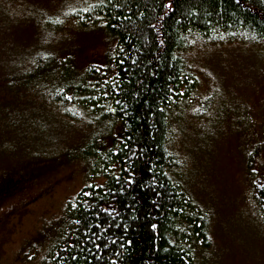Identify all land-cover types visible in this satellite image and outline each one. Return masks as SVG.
<instances>
[{"label": "rangeland", "instance_id": "1", "mask_svg": "<svg viewBox=\"0 0 264 264\" xmlns=\"http://www.w3.org/2000/svg\"><path fill=\"white\" fill-rule=\"evenodd\" d=\"M88 1L0 0V264H47L67 202L110 166L119 128L78 98L110 77L118 39L74 16ZM191 38L199 85L172 109L168 145L209 219L195 264H264V44Z\"/></svg>", "mask_w": 264, "mask_h": 264}, {"label": "trees", "instance_id": "2", "mask_svg": "<svg viewBox=\"0 0 264 264\" xmlns=\"http://www.w3.org/2000/svg\"><path fill=\"white\" fill-rule=\"evenodd\" d=\"M167 5L168 0H95L74 13L85 24L102 22L118 39L116 67L106 81L103 77L95 82L97 88L89 94L93 99L87 103L96 104L99 95L107 109H116L102 108L105 121L119 129L105 157L114 166L104 172V181L86 185L67 202L65 230L60 229L61 238L48 252L47 264H195L197 246L210 243L208 215L182 185L181 162L168 145L172 109L180 100H190L199 85L183 52L192 45V35L226 40L248 35L264 44V0H173L171 8ZM117 87L122 91L116 92ZM105 89L107 97L100 95ZM181 89L183 96L178 95ZM117 173L134 176L135 183L124 194L113 179ZM261 174L252 185L264 209V170ZM152 176L159 181L155 192L146 187ZM157 192L163 193L158 209L153 205ZM107 206L116 213L109 217L101 212L100 221L108 229L104 232L93 227L92 213ZM77 219L82 223L77 225ZM153 222H158L157 230L150 228ZM85 228L97 237L85 240ZM96 243L100 250L93 247Z\"/></svg>", "mask_w": 264, "mask_h": 264}, {"label": "snow or ice", "instance_id": "3", "mask_svg": "<svg viewBox=\"0 0 264 264\" xmlns=\"http://www.w3.org/2000/svg\"><path fill=\"white\" fill-rule=\"evenodd\" d=\"M106 2H107V0H101V3H106ZM237 3H239V0H237ZM172 4H173V0H168V5H167V6H168L169 8L172 7ZM84 11H87V9H84ZM105 23H107V21H105ZM159 43L163 44L164 41H163V40H160ZM119 63H124V61L121 60ZM105 67H107V66H105ZM126 71H127V69H125V72H126ZM116 75H119V73H116ZM107 76H108V74L105 72V74H104L105 81L107 80ZM91 87H93V88H97V85H92ZM114 90H115L116 92H120V91H122V89H120L119 87L115 88ZM170 91H175V90H170ZM100 95H103V96L107 97V96H109L110 94H109V92L105 89V91H103L102 93H100ZM178 95H179V96H183V95H184V91H183V89H181V90L179 91ZM175 98H176L175 96L172 97V99H175ZM68 99L71 100L72 97H71V96H68ZM78 99H83V100H85V101L87 102V101L93 99V97H92L91 95H88V96H84V97H79ZM95 99L97 100V103H96V104H91L90 107H92V108H98V107H99V108H104L105 110H110V111H112V112H115V111H116L115 108L107 109L106 106H105L103 103L100 102L99 95H97V96L95 97ZM160 111H163V107L160 108ZM125 147H127V143H125ZM113 151H114L115 153L119 154L120 149H119V148H114ZM110 166H114V165H110ZM125 171L127 172L126 169H125ZM113 179H114V180L116 181V183L119 185V192H120V194H124L125 191H126V189H127V187H128L129 185H132V184L135 183L134 176L131 175V174H127L125 177L122 178V177L119 175V173H117V174L113 177ZM121 179H123V181H124L123 184L120 183ZM150 179H152V184H151V185H146V187H150V188H152L153 191L155 192V186H157V185L159 184V181L156 180V179L154 178V176L150 177ZM116 191H117V189H115V188L112 189V192H113V193H115ZM87 195L92 196V195H94V194L91 193V192H89V193H87ZM155 195H156L157 199L153 201V205H154L155 208L158 209L159 206H160V205H159V198L163 195V193H162V192H157V193H155ZM129 207H130V206H129ZM88 211L91 212V205L89 206ZM102 211H103V212H107L108 215H109V217H111L113 213H116V209L113 208V207H111V206H107V207H105V208H101L100 210H97V211H95L94 213H92V215H93L94 218H95V224L93 225V227H95V228L98 229V230H99V229H103L104 232H107L108 229H104V228H103V225H102V223H101V221H100V216H101V212H102ZM181 211H182V210H181ZM81 223H82V221H81L80 219H77V220H76V224H77V225H79V224H81ZM113 226H115V227H120L119 225L109 224V228H110V227H113ZM124 227H126V226H124ZM158 227H159L158 222H153V223L150 224V228L153 229V230H157ZM96 237H97V233H96V232H93V231L91 230V228H85V229L83 230V238H84L85 240H89V241H90V240H92V239H95ZM112 243L115 244V243H116V240L113 239ZM128 243H131V241H128ZM172 243L174 244L175 241H172ZM93 247L96 248L97 250H100V249H101V244L96 243V244L93 245Z\"/></svg>", "mask_w": 264, "mask_h": 264}]
</instances>
